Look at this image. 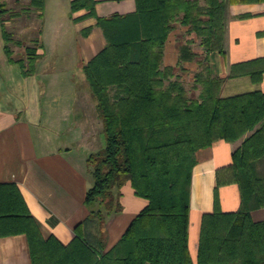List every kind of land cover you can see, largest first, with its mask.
Segmentation results:
<instances>
[{
  "label": "trees",
  "instance_id": "1",
  "mask_svg": "<svg viewBox=\"0 0 264 264\" xmlns=\"http://www.w3.org/2000/svg\"><path fill=\"white\" fill-rule=\"evenodd\" d=\"M45 1L28 5L40 21ZM263 2L135 0L131 14L97 17L106 45L83 72L105 147L87 159L93 181L84 199L88 216L68 245L53 236L44 239L18 187L0 184V238L24 234L32 264H193L188 242L196 153L219 140L243 139L230 168L241 208L223 212L215 191L214 212L202 217L196 264H264V220L252 218L253 211L264 208V93L221 96L227 79L247 75L260 82L264 58L232 65L225 78L216 74L209 58L210 53L225 54L228 6ZM94 5V0H76L70 10L86 9V16L96 17ZM6 13L0 0V16ZM176 23L187 27L206 53L192 78L195 97L174 68L163 66L165 44ZM1 31L8 62L19 65L25 76L31 74L42 58L40 40L25 47L26 59H14L8 45L13 36L4 23ZM193 43L180 47L179 68L197 60ZM127 183L147 204L107 250V218L122 212L121 189Z\"/></svg>",
  "mask_w": 264,
  "mask_h": 264
},
{
  "label": "crops",
  "instance_id": "2",
  "mask_svg": "<svg viewBox=\"0 0 264 264\" xmlns=\"http://www.w3.org/2000/svg\"><path fill=\"white\" fill-rule=\"evenodd\" d=\"M3 1L7 9L17 7L23 2ZM73 1L76 0H46L43 19L38 21L40 34H35L32 26L28 30L30 33L25 34L32 37L30 40L39 39L42 46L48 39L50 52L56 57L62 56V61L58 60L60 62L74 49L80 56L79 64L83 68L106 45L103 32L97 26V17L131 14L135 12L136 5L135 0H94L96 17H89L86 16V9L71 12L70 4ZM26 2L29 5L30 0ZM31 14L33 16L34 12ZM17 19L19 20V17L10 20L18 23ZM10 20L5 15L0 16V184H15L43 238L53 236L66 246L73 240L76 226L88 216L89 211L84 199L93 181L88 179L87 156H79L73 140H63L61 136L65 137L67 133L76 135L77 132L87 134L92 129L89 126L93 124L87 119L88 114L98 116L96 104L92 96L77 95L73 109L72 100L68 103L69 117H72L71 111L74 110L73 112L79 115L77 120L81 121L75 124L76 129L73 131L74 127L70 124L66 127V124H61L64 130H44L41 121L45 113L33 95L23 96L22 89L38 88L48 53L43 46V50H39L42 58L37 62L35 73L30 76L21 75L18 66L8 62L4 51L2 23L15 39L14 31L8 30ZM86 30L89 32L83 35ZM21 35L24 33H19V38L22 39ZM189 40L194 42L193 52L198 58L184 62L182 68H179V49ZM224 49V55L209 54L210 63L221 78L227 77L230 67L234 64L264 58V2L236 3L228 6ZM12 53L13 56L18 54L13 49ZM204 57L206 53L199 46L195 35L188 34L187 27L176 23L165 44L163 66L174 68L181 80L192 85L193 74L198 69L197 61ZM42 83V88L61 86V81ZM257 91L264 93V73L262 80L256 83L247 75L227 79L221 96L229 98ZM48 118L52 119L49 115ZM242 141L243 139L228 143L219 140L196 153V164L191 175L188 242L193 264L197 261L202 217L214 212L215 191L218 192L223 212L235 213L241 208L240 189L230 180V168L232 153ZM121 194L123 210L114 221L110 220L106 227L107 250L119 241L132 219L147 204L146 200L134 195L129 183L121 189ZM252 218L255 221L264 220V208L253 211ZM0 264H32L27 237L24 234L0 238Z\"/></svg>",
  "mask_w": 264,
  "mask_h": 264
},
{
  "label": "rangeland",
  "instance_id": "3",
  "mask_svg": "<svg viewBox=\"0 0 264 264\" xmlns=\"http://www.w3.org/2000/svg\"><path fill=\"white\" fill-rule=\"evenodd\" d=\"M27 0H23L21 4L17 7H9L7 9L6 5V11L5 14L6 17L10 19H15L16 17H19V20L17 19L18 23H15L14 20H10L8 26L9 31H14L15 39H13L8 43L9 48L17 52V55H14V59H26L25 55V47L32 45V41L30 40L32 37L27 36L25 33H30L29 27H34V33L38 34L40 21L38 17V13L34 9H28V4L26 2ZM11 11V12H9ZM34 12L33 16L31 12ZM45 11V10H44ZM16 14L17 16H14ZM32 22L34 23L32 25ZM47 29V28H46ZM47 33H49V29H47ZM19 33H24V35L21 38H19ZM26 35V36H25ZM48 39L46 40V43L43 44L44 50L47 51V55L45 56L46 65L44 66V71L40 74V81H39L38 88L32 90L31 87L22 89L23 96H34L35 101L39 103V106L42 110V112L45 113V117H43L41 123L44 130H64L67 125H71L73 128V131L76 129L75 124L81 122L77 119L79 118L78 114H75L73 111H71L72 117H69V110H68V103L72 100V109L74 106V99L77 95L82 96L83 94H87L91 96L89 90H88V84L85 80V74L83 72V68L80 66V56L77 55L72 50V53L68 55L67 57L63 58V62L61 57H56L52 54L49 50V43ZM24 43V46L22 47V44ZM46 44V45H45ZM48 46V47H47ZM8 59V58H7ZM60 60V61H58ZM17 65V64H15ZM37 65V64H36ZM36 65L34 67V70L31 74L27 75L30 76L35 73L36 71ZM18 66V69L21 73V75H24L22 68ZM65 78V79H64ZM61 81L60 88L58 87H41L43 85L42 82H45V84H48L50 81ZM190 84H186V87L188 89L189 95L195 97L197 95V92L192 91ZM92 110V109H91ZM93 111V110H92ZM96 113V112H94ZM48 115L52 118L49 119ZM93 115V116H92ZM62 119V120H61ZM88 120L93 122L92 126H89L92 128L87 134H83V132H77L76 135L68 134L63 137V140H66L67 138L73 140L74 147L77 149L76 153L79 156H87L88 157L91 154L97 153L101 151L105 147V134L103 131V125L102 121L99 119L96 114H88ZM61 124H66L64 127ZM63 128H62V127ZM66 131V130H65ZM69 132V130H67ZM89 169V181L92 182V176L90 174ZM119 214H113L110 218H107V224L110 220L114 221L115 217H117Z\"/></svg>",
  "mask_w": 264,
  "mask_h": 264
}]
</instances>
